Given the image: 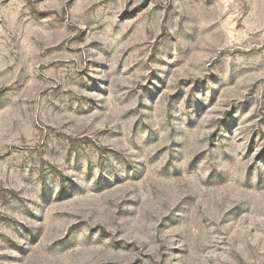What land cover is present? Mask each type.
<instances>
[{
	"label": "rangeland",
	"instance_id": "obj_1",
	"mask_svg": "<svg viewBox=\"0 0 264 264\" xmlns=\"http://www.w3.org/2000/svg\"><path fill=\"white\" fill-rule=\"evenodd\" d=\"M0 264H264V0H0Z\"/></svg>",
	"mask_w": 264,
	"mask_h": 264
}]
</instances>
